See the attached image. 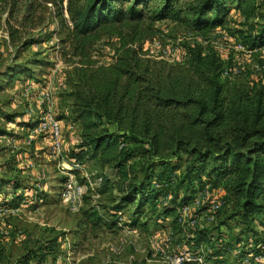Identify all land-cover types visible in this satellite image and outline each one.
Masks as SVG:
<instances>
[{
	"label": "rangeland",
	"instance_id": "rangeland-1",
	"mask_svg": "<svg viewBox=\"0 0 264 264\" xmlns=\"http://www.w3.org/2000/svg\"><path fill=\"white\" fill-rule=\"evenodd\" d=\"M66 1L1 0L0 264L25 260L24 264H177L174 257L196 250L198 243L203 245L205 264H237L238 251L247 243L246 232H255L264 223V211L261 218L257 213L243 223L239 202L225 179L212 186L201 174L200 180L191 183L190 213L180 220L162 217L159 211L174 194L169 192L155 207L147 202L138 223L131 226L133 205L113 214L116 190L101 191L100 183L92 185L98 176L112 179L113 171L86 155L80 160L70 157L79 143V126L71 115L73 86L80 70L88 68L69 50ZM256 1L264 14V0ZM240 21L239 14L236 18L228 14L226 24L206 36L170 19L155 21L150 29L144 21L141 38L130 47L140 46V59L168 65H182L190 50L198 47L202 55H212L220 63L221 79L227 84L264 86V50L237 47L239 31L245 29ZM8 25L17 30L16 41L10 40ZM117 45L116 37L101 36L90 49V69L114 63ZM48 115L59 126L58 151L52 148L44 124ZM164 157L177 173L184 171V154L165 153ZM71 176L86 187L77 212H71L59 195L63 181ZM155 182L152 186L158 187ZM182 194L179 189L176 201ZM216 202L220 205L213 208ZM197 229L205 231L200 239L192 236Z\"/></svg>",
	"mask_w": 264,
	"mask_h": 264
},
{
	"label": "trees",
	"instance_id": "trees-1",
	"mask_svg": "<svg viewBox=\"0 0 264 264\" xmlns=\"http://www.w3.org/2000/svg\"><path fill=\"white\" fill-rule=\"evenodd\" d=\"M66 2L71 22L66 27L69 50L88 68L80 70L73 86L71 115L79 126V143L70 157L80 160L86 155L101 168L113 171L112 179L98 176L101 191L115 189L118 194L111 206L113 214L133 205L130 225L135 226L147 202H154L155 207L160 197L172 192L159 211L162 217L176 220L177 211L191 200L190 184L200 180L201 174L212 186L220 179L228 181L243 223L264 211V86L227 84L221 79L220 63L212 55H202L198 47L190 50L182 65L140 59V46L130 47L141 38L144 21L150 29L153 22L170 19L206 36L215 27L224 26L233 9L245 27L239 31L240 44L249 51L264 50V14L259 12V3ZM8 29L10 40L16 41L17 30L9 25ZM122 29L130 33L124 34ZM103 35L118 40L115 62L90 69V49ZM165 153L186 156L182 173L176 172ZM153 182L158 187H153ZM179 189L183 194L176 201ZM192 233L200 239L205 231ZM2 252L0 246V259Z\"/></svg>",
	"mask_w": 264,
	"mask_h": 264
},
{
	"label": "built area",
	"instance_id": "built-area-1",
	"mask_svg": "<svg viewBox=\"0 0 264 264\" xmlns=\"http://www.w3.org/2000/svg\"><path fill=\"white\" fill-rule=\"evenodd\" d=\"M239 49L243 50L245 49L244 46H242L240 43L237 46ZM44 121L48 128V131L50 133L51 142H52V148L54 150L59 149L60 142H59V136H60V130L59 126L56 121H54L50 115L48 117H44ZM100 183V177H97L94 179L92 185L95 187H98ZM86 190V187L81 184L77 183L72 176L65 179L62 183V187L60 190V198L64 202V204L67 206V208L71 212H77L78 209L81 206L82 201V195L84 194ZM198 202L196 201L195 204ZM220 203L216 202L213 203V208H218ZM206 211H200L199 213H204ZM190 211H188V205H185L181 207V209L178 211V220H180L181 215H188ZM263 212H259L257 214L258 218H261ZM260 220V219H259ZM191 222L194 221V219L190 220ZM257 228L255 232L249 233L246 232V234H249L246 236L247 243L245 246L240 247L239 251H241V256L237 258V264H264V223H260L257 225ZM194 237L195 235L192 234ZM198 248L196 250H184L180 253H178L174 257V263L177 264H205L203 259V250H202V243L197 244ZM209 264H225L222 261H212Z\"/></svg>",
	"mask_w": 264,
	"mask_h": 264
},
{
	"label": "crops",
	"instance_id": "crops-1",
	"mask_svg": "<svg viewBox=\"0 0 264 264\" xmlns=\"http://www.w3.org/2000/svg\"><path fill=\"white\" fill-rule=\"evenodd\" d=\"M234 11L235 10L231 9L229 12V15L232 16V18H236V16H238L237 12L236 11L234 12ZM231 12H234V13H231Z\"/></svg>",
	"mask_w": 264,
	"mask_h": 264
}]
</instances>
